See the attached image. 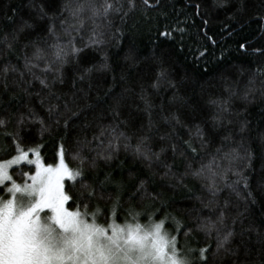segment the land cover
<instances>
[{
  "label": "snow or ice",
  "instance_id": "1",
  "mask_svg": "<svg viewBox=\"0 0 264 264\" xmlns=\"http://www.w3.org/2000/svg\"><path fill=\"white\" fill-rule=\"evenodd\" d=\"M141 4L139 11L146 17L148 10L162 9L164 0H155L154 3L141 0ZM137 7V0H46V3L34 8L30 19L22 20L11 33L0 38V63L3 64L0 67V128L11 126V131L0 134V140L10 141L5 151L12 152L7 159H0V189L5 192V196H0V264H264V235L257 233L253 240L251 227H244V214L237 212L231 216L230 200H225L221 205L217 199L222 191L217 179H226L228 172L238 177L224 185L232 193H241V182L244 190L250 188V177L242 170H235L234 164L239 162L240 168L254 170L253 151L244 148L243 155L234 151L225 153L223 159L229 161L228 168L221 169L219 165L209 164L194 170L188 164L183 174L174 170V163L169 164L162 159L169 152L173 161L178 156L196 159L201 150H206L221 135L220 129L233 123H239V133L246 132V120L231 119L239 115L234 114L230 107L231 99L239 95L231 86L227 100L213 101L218 104V111L212 117L211 127L193 123L188 129V139H183L177 130L184 126L180 116L172 114L163 117L173 131L159 137L164 144L158 152L148 146L147 141L151 137L147 135L140 136L132 149L131 138L120 130L121 124L131 123V113L129 119L121 120L122 112L117 105L110 109L111 119L116 123L107 128L99 127L91 140L87 136L77 138L74 141L75 149L71 152L72 159L77 161L76 167L67 162V145L72 142L71 137L74 134L79 137L80 132L86 133L92 127V122L83 123L82 117L86 118L88 112L94 110L79 106L91 86L85 90L77 88V85L88 78L95 65L89 68L82 65L90 62V50L99 51L106 45L113 29L120 31L117 22L127 26ZM195 7L196 14L200 15V5L196 4ZM242 7L246 10L247 5ZM16 12L18 10L11 15L5 13L4 18L15 25ZM161 14L164 15L163 12ZM260 20L264 22V16ZM208 24L209 21L204 19L203 25ZM86 29L85 39L82 33ZM174 32L183 35L185 28L177 23L172 31L165 30L160 35L171 37ZM62 36L67 39L62 41ZM44 45L48 47L44 48ZM17 46L23 52L22 69L3 60L4 53L15 55ZM249 47L250 44H239L241 52H247ZM29 48L33 49L31 55L27 51ZM252 54L257 57V68L255 71L249 69L251 78L241 97L246 103L257 95L264 100V60L259 59L264 58V47L252 48ZM204 55L205 52L200 53L201 57ZM125 58L134 61V50L130 49ZM20 59L17 56V60ZM158 59L155 81L151 85L153 89H158L161 82L168 81L170 75L164 67L163 51ZM100 67L107 68L108 65L105 63ZM69 71L74 75L71 87L65 92L63 89L68 83L66 73ZM227 72L228 69H225V74ZM257 83L259 88L256 87ZM143 91L141 99L144 100V111L149 116L147 126L151 129L152 104ZM192 116L194 119L195 110ZM77 121L81 123L77 124ZM36 125H39L41 136L45 133L59 136L57 162L54 165L42 160L38 148L26 150L22 147L27 133ZM230 138L223 137L222 143ZM261 140L260 147L264 150V137ZM121 143L125 152L133 151L136 158L147 162L150 168L155 164L166 169L161 180L171 178L175 183L162 185L164 187L187 188L184 181L188 176L210 181L207 191L212 199L207 204L201 197L196 199L205 207L215 205L214 211L218 215L215 220L197 216L195 229L187 226L188 232L184 234L187 236L195 230L209 239L214 237L215 247L206 243L198 251L184 249L178 243L179 233L184 227L179 220L170 214L159 222L153 219L166 210L168 203L161 200L160 192L146 186L147 178L138 177V183L125 184L123 180H113L111 173H106L105 178L100 179L99 161H104L106 165L113 161ZM221 150L218 148L216 155ZM93 152L95 156L91 155ZM257 158L261 162L258 177L264 181V151ZM25 167L29 171H21ZM213 167L217 170L213 171ZM14 170L21 171L23 183L16 181L12 175ZM90 170L95 171L90 175ZM66 182H71L72 188L79 185L80 190L70 193ZM251 196V191H247V197ZM125 199L130 202L138 199L151 201L145 209L151 213L147 225L138 222L145 213L136 211L135 204L123 207ZM70 201L77 204L75 211L66 206ZM100 201L110 202V206L102 207ZM121 211L125 212L123 223L118 222ZM105 213L106 222L101 224L98 218ZM229 219L231 224L228 223ZM168 220L176 223L177 234L165 230Z\"/></svg>",
  "mask_w": 264,
  "mask_h": 264
},
{
  "label": "trees",
  "instance_id": "2",
  "mask_svg": "<svg viewBox=\"0 0 264 264\" xmlns=\"http://www.w3.org/2000/svg\"><path fill=\"white\" fill-rule=\"evenodd\" d=\"M63 2V0H60ZM82 2V0H81ZM155 0H150L154 3ZM46 0H0V38L13 31L16 25L22 20L30 19L33 16L34 8L39 7ZM200 5V15L196 14L195 5ZM247 5L246 10L242 7ZM223 5V6H221ZM137 11L128 20L127 26L117 22L120 31L112 30L109 34L106 45L99 51H89L88 56L90 62L83 64L82 67H93L88 78L77 88L89 89L87 95L80 101V107L87 106L89 111L86 118L82 117L83 123L92 122L91 129L84 133L80 132L79 137L75 134L71 137V141L67 147L69 155L67 162L76 167L77 161L72 159L71 152L75 149L74 141L85 136L89 140L96 134L99 127H110L116 122L111 119L110 109L119 105L122 115L121 120L129 119L131 113V123L121 124L120 130L124 131L130 138L132 149L138 143L140 136H150L147 141L148 146L154 152H158L164 142L159 139L160 136L173 131L169 124L165 123L163 117H170L172 114L180 116L184 126L178 128L179 135L183 139H188L189 126L200 124L201 127H211L212 117L218 111V104L213 101L222 102L228 99L229 86L239 93L230 101V107L234 114L231 117L234 121H247L248 128L244 134L239 133V123L220 129V136L211 143L206 150H201L200 155L194 159H182L179 156L175 161L172 160L171 153H167L162 159L167 163H174V170L183 174L188 164L192 169H200L202 165L215 164L221 169L229 167V161L223 159L225 153L236 152L243 155V149L248 148L253 151L254 165L253 169L240 168L239 162H235V170H242L250 177V188L243 189V183L239 185L241 193L238 195L232 193L231 189L225 187L226 183H230L238 179L232 172H228L226 179H217L218 186L222 191L218 195V203L223 204L225 200H230L231 206L229 212L231 216H235L237 212L243 213L244 227H251L252 238L256 239L257 233L264 235V181H260L258 177L261 168L259 157L262 154L260 145L261 137H264V100L257 95L250 102L241 99L245 87L251 78L250 71L257 68V57L253 56L252 48L264 47V22L260 17L264 16V0H164L163 8L151 9L147 11L146 17L141 15L139 9L142 7L141 0H137ZM15 15V25L4 18L5 13ZM51 14V8L49 9ZM164 13V15L161 14ZM207 19L209 24L203 25V20ZM179 23L180 27L185 28V32L181 35L174 32L171 37H164L160 32L165 30L172 31L173 25ZM90 27V25H89ZM87 29L85 33V39ZM114 33V35H113ZM211 37L212 39H208ZM67 37L62 36V41ZM24 42L23 37L21 43ZM52 43V41H49ZM240 43L250 44L247 52H241ZM77 46H80L79 44ZM2 47V46H0ZM47 48L48 45H44ZM130 49L134 50L136 59L134 61L127 60L126 54ZM28 54L31 55L33 49L29 48ZM165 53L164 67L170 73L168 81L161 82L158 89L151 87L155 81L156 69L159 64V53ZM201 52H205L204 56H200ZM17 56L21 59L17 60ZM23 52L20 46L16 48L15 55L3 54L4 61H10L12 64L23 68ZM264 60V58H259ZM107 63V68L100 67ZM3 64L0 63V67ZM43 67V64H41ZM70 67V66H69ZM225 69L228 72L225 74ZM74 74L70 71L66 73L68 81L64 91L67 92L71 87V80ZM171 85H175L172 87ZM39 87V84H36ZM59 88L60 86L57 85ZM259 88V83L256 84ZM145 95L152 104L151 119L153 126L148 128L149 116L144 111V100L141 95ZM163 107V111H161ZM195 110L193 119L192 113ZM42 114H43V110ZM81 121H77L80 124ZM174 123V121H173ZM75 127V126H74ZM39 125L32 126L31 131L27 133L26 139L22 147L38 148L41 158L46 164H55L57 151L59 148V136L48 135L41 136ZM194 127L192 131L194 132ZM5 131H11V126L7 129L0 128V134ZM231 136V138L222 143L223 137ZM243 136V140H241ZM251 137V139H249ZM10 141L0 140V159H7L12 152L5 151ZM198 146V142H197ZM222 149L219 155H216L217 149ZM95 156V152L91 153ZM215 157V161H214ZM216 171V167H213ZM21 171H29L27 167ZM21 171H12V175L18 183H23ZM95 170H90L91 175ZM100 179L105 178L106 173H111L113 180H123L125 184L138 183V177L147 178V187L155 189L161 193V200L168 203V207L164 212H160L153 217L156 222L164 219L166 215H171L181 222L183 231L179 233L178 243L184 249L199 250L206 243L215 247V239L207 238L203 233L192 231L187 236V226L195 229V220L199 216L201 219H216L218 213L214 211L215 205L205 207L207 201L212 199L207 191L208 180L196 179L188 176L184 183L187 188H171L164 187L170 183H175L171 178L161 180L166 169H161L158 165L151 168L147 162L139 160L133 151L125 152L123 143L116 158L105 164L99 161ZM66 188L69 192H77L80 186L71 187V182H66ZM190 190V191H189ZM247 191H251L252 196L247 197ZM3 190L0 189V196ZM196 197H201L204 204ZM135 204L136 211L144 212L139 219V223L147 225L150 212L145 209L151 204L150 200H136L130 202L125 199L123 207L128 208ZM102 207H109L110 202L100 201ZM69 210L75 211L77 204L70 201ZM159 202H157V207ZM107 213L98 218V222L104 224L106 222ZM125 221V212L119 213L118 222ZM231 224V219L228 221ZM239 230V224H237ZM177 225L174 221L168 220L166 231L175 235Z\"/></svg>",
  "mask_w": 264,
  "mask_h": 264
},
{
  "label": "rangeland",
  "instance_id": "3",
  "mask_svg": "<svg viewBox=\"0 0 264 264\" xmlns=\"http://www.w3.org/2000/svg\"><path fill=\"white\" fill-rule=\"evenodd\" d=\"M2 196H5V192L3 191V195Z\"/></svg>",
  "mask_w": 264,
  "mask_h": 264
}]
</instances>
